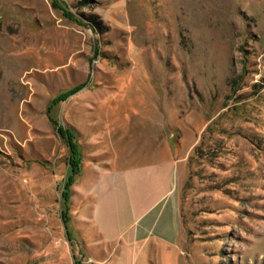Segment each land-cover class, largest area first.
Here are the masks:
<instances>
[{"label":"rangeland","instance_id":"1","mask_svg":"<svg viewBox=\"0 0 264 264\" xmlns=\"http://www.w3.org/2000/svg\"><path fill=\"white\" fill-rule=\"evenodd\" d=\"M0 264H264V0H0Z\"/></svg>","mask_w":264,"mask_h":264},{"label":"crops","instance_id":"2","mask_svg":"<svg viewBox=\"0 0 264 264\" xmlns=\"http://www.w3.org/2000/svg\"><path fill=\"white\" fill-rule=\"evenodd\" d=\"M169 150L165 146L162 152V155L160 157H157L154 161H148L147 163L141 164L140 167L126 165V166L113 168L112 166H110V162L106 161L105 163L100 165L101 168L95 169V172H97L99 176H102L103 174H105L106 176L95 198H98L101 193L105 194V191L110 192L113 189H116L117 185L121 182V175L123 174L127 175V173L134 171V170L139 171L140 174L144 170H149V171L154 172V175H155L154 187L155 188L158 187V182H157L158 178L159 179L161 178L163 180L164 182L163 192H161L160 194L156 196L152 194L151 192H149L150 201H151L149 208L158 209V214L155 220V226L157 225L161 215L165 211L169 212L171 219H172V227L170 229L171 235H165V233H162L159 236L154 235L153 237L156 238V241H157V244L152 242L154 247L156 245L169 247L172 244H176L177 241L180 240V235H181V225H180L181 222H180V213H179V193H177L176 196H173L172 195L173 192L170 193V189H167L169 187V179L172 173H174L173 171L175 167L173 165L175 163L172 162L173 160L172 158H174L172 149L169 148ZM110 173H114V174L118 173V174L115 176V179H114L113 176L111 175L108 176ZM136 175H137V172H136ZM91 200H92L91 206H89L91 210L90 217L92 220H94L98 224L100 218L102 217V209L104 208L98 209L97 201H94L95 200L94 198ZM94 221H93V224H95ZM100 237H101V240L102 239L103 241L106 240L103 232L100 233ZM143 239L144 238L138 236V233L136 232L132 237V242L139 245V243L137 242L144 243L146 241H151L149 237H147L145 240ZM171 239H173V241H170ZM172 248H176V247H172Z\"/></svg>","mask_w":264,"mask_h":264},{"label":"trees","instance_id":"3","mask_svg":"<svg viewBox=\"0 0 264 264\" xmlns=\"http://www.w3.org/2000/svg\"><path fill=\"white\" fill-rule=\"evenodd\" d=\"M70 150H71L70 156H69L70 175L74 176V175H77L78 173H80L81 165L78 162L73 161V159L76 156V152L73 151L71 147H70ZM197 155H198V150H196V153H195V156H197ZM65 196L67 197L68 194H66Z\"/></svg>","mask_w":264,"mask_h":264}]
</instances>
